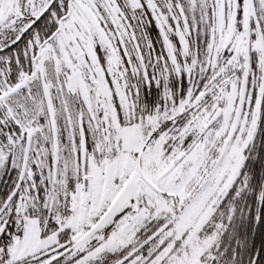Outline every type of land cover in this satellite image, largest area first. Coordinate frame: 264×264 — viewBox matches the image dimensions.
Segmentation results:
<instances>
[{
  "label": "snow or ice",
  "instance_id": "1",
  "mask_svg": "<svg viewBox=\"0 0 264 264\" xmlns=\"http://www.w3.org/2000/svg\"><path fill=\"white\" fill-rule=\"evenodd\" d=\"M0 264H264V0H0Z\"/></svg>",
  "mask_w": 264,
  "mask_h": 264
}]
</instances>
